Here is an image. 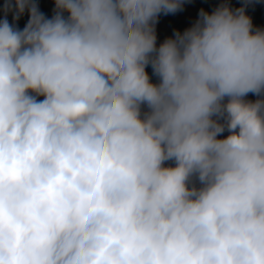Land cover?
<instances>
[{
    "label": "clouds",
    "instance_id": "clouds-1",
    "mask_svg": "<svg viewBox=\"0 0 264 264\" xmlns=\"http://www.w3.org/2000/svg\"><path fill=\"white\" fill-rule=\"evenodd\" d=\"M184 2L4 0L0 264H264V27Z\"/></svg>",
    "mask_w": 264,
    "mask_h": 264
},
{
    "label": "trees",
    "instance_id": "trees-1",
    "mask_svg": "<svg viewBox=\"0 0 264 264\" xmlns=\"http://www.w3.org/2000/svg\"><path fill=\"white\" fill-rule=\"evenodd\" d=\"M35 2L38 4L40 11H42L45 16H51L53 0H35ZM220 2H222V0H185L182 10H179L175 13L160 14L158 20H161L165 24L167 34L164 36L156 34L157 45H159L166 37L171 36L174 30L183 31L186 27H189L197 18L198 11L201 8L205 9L206 11H211ZM226 2L232 7H239L245 2V0H226ZM3 3L4 0H0V7H2ZM246 12L251 16L254 27H264V0H248ZM2 15L3 13L0 12V16ZM189 16H191L190 19ZM8 19L11 23L10 14ZM27 19V12H25V14L17 20V27L22 29L24 24L27 22ZM146 71L149 72L151 79L155 81L156 78L151 76L150 66L146 68ZM247 98L254 99V95L249 93ZM38 99H42V97H38ZM165 163L171 164L172 162L167 161Z\"/></svg>",
    "mask_w": 264,
    "mask_h": 264
},
{
    "label": "rangeland",
    "instance_id": "rangeland-1",
    "mask_svg": "<svg viewBox=\"0 0 264 264\" xmlns=\"http://www.w3.org/2000/svg\"><path fill=\"white\" fill-rule=\"evenodd\" d=\"M191 18V16H189V19ZM155 31L157 35H165L167 34L166 28H165V24L160 20H157L156 26H155ZM164 40V39H163ZM254 99H256V97L254 96ZM253 99V100H254ZM227 132L221 134V135H226Z\"/></svg>",
    "mask_w": 264,
    "mask_h": 264
}]
</instances>
